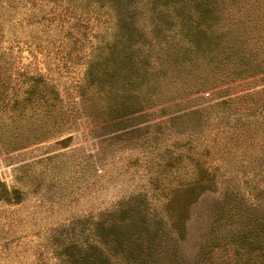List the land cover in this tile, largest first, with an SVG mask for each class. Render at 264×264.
<instances>
[{
    "label": "rangeland",
    "instance_id": "374dc122",
    "mask_svg": "<svg viewBox=\"0 0 264 264\" xmlns=\"http://www.w3.org/2000/svg\"><path fill=\"white\" fill-rule=\"evenodd\" d=\"M80 11L0 0V103L8 104L0 112V181L22 193L19 203L0 201V264H64L66 247L88 241L102 214L130 200L166 215L167 200L183 195L186 225L177 238L193 260L226 188L264 204V73L212 78L216 86L170 108L102 128L79 109L96 42ZM53 88L67 108L59 133L22 147L19 133L38 124L42 135L51 131ZM193 183L200 184L182 193Z\"/></svg>",
    "mask_w": 264,
    "mask_h": 264
},
{
    "label": "trees",
    "instance_id": "16d2710c",
    "mask_svg": "<svg viewBox=\"0 0 264 264\" xmlns=\"http://www.w3.org/2000/svg\"><path fill=\"white\" fill-rule=\"evenodd\" d=\"M50 1L65 4L70 14L79 7L86 30L96 31L79 87V109L102 128L159 105L170 108L179 99L199 94L212 78L264 73V0ZM51 93L46 111L51 131L42 135L38 124L29 134L19 133L22 147L59 133L67 108L55 88ZM17 105L20 111L25 107ZM7 106L0 103V112ZM199 184L182 186L181 191L191 192ZM228 192L232 191L226 188L211 207L205 239L193 260L177 238L186 225L178 214L181 202L187 203L183 195L167 200L166 215H152L141 203L123 202L117 211L101 215L88 241L70 243L62 262L264 264V204L245 202ZM21 200L19 190L0 181V201Z\"/></svg>",
    "mask_w": 264,
    "mask_h": 264
}]
</instances>
